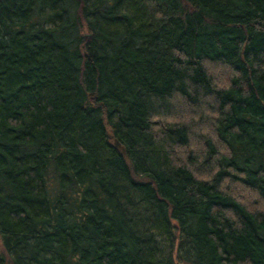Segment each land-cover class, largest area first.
<instances>
[{
	"label": "trees",
	"instance_id": "trees-1",
	"mask_svg": "<svg viewBox=\"0 0 264 264\" xmlns=\"http://www.w3.org/2000/svg\"><path fill=\"white\" fill-rule=\"evenodd\" d=\"M0 264H264V0H0Z\"/></svg>",
	"mask_w": 264,
	"mask_h": 264
},
{
	"label": "rangeland",
	"instance_id": "rangeland-1",
	"mask_svg": "<svg viewBox=\"0 0 264 264\" xmlns=\"http://www.w3.org/2000/svg\"><path fill=\"white\" fill-rule=\"evenodd\" d=\"M0 249H1V245H0Z\"/></svg>",
	"mask_w": 264,
	"mask_h": 264
}]
</instances>
